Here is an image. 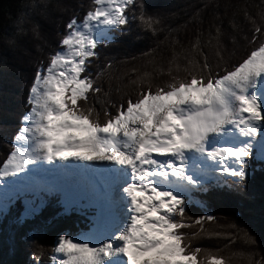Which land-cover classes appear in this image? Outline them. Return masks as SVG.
I'll return each instance as SVG.
<instances>
[{"label":"snow or ice","instance_id":"snow-or-ice-1","mask_svg":"<svg viewBox=\"0 0 264 264\" xmlns=\"http://www.w3.org/2000/svg\"><path fill=\"white\" fill-rule=\"evenodd\" d=\"M92 3L82 20L68 22L59 50L37 69L0 182L27 175L40 162L100 165L83 170L97 179L81 198L102 203L108 215L89 233L60 235L59 264H228L217 253L201 258L203 250L185 243L180 229L191 227L183 221L186 194L203 189L212 173L247 178L252 141L264 126V42L222 74L212 73L205 58L200 73L173 76L154 92L149 85L115 115L105 111L102 122L88 105L89 94L101 91L88 64L105 30L128 23L134 0ZM146 23L151 27L150 18Z\"/></svg>","mask_w":264,"mask_h":264},{"label":"trees","instance_id":"trees-1","mask_svg":"<svg viewBox=\"0 0 264 264\" xmlns=\"http://www.w3.org/2000/svg\"><path fill=\"white\" fill-rule=\"evenodd\" d=\"M92 7V0H0V165L29 111L37 69L59 50L68 22L82 20ZM126 16L128 23L100 43L88 64L87 74L101 88L89 94L88 105L102 122L105 111L115 115L149 85L154 92L173 76L200 73L205 58L212 73L222 74L264 42V32L255 33L264 29V0H134ZM190 197H200L203 206L186 205L183 221L191 227L180 231L185 243L203 250L201 258L211 252L228 264H264V161L247 169L245 180L210 182ZM28 212L17 202L0 214V264H50L58 237L89 225L78 211L65 213L56 198Z\"/></svg>","mask_w":264,"mask_h":264},{"label":"rangeland","instance_id":"rangeland-1","mask_svg":"<svg viewBox=\"0 0 264 264\" xmlns=\"http://www.w3.org/2000/svg\"><path fill=\"white\" fill-rule=\"evenodd\" d=\"M36 16H39V14H37ZM113 28H115V27H113ZM113 28H111V29H113ZM108 30H110V29H106L105 32ZM110 39H111V34L109 31L106 33V38L103 41L110 40ZM238 139L247 140L250 138L239 137ZM252 144H253V147H258L261 151L260 154H257V157L264 159V135L262 133L257 135L256 138L252 141ZM256 159H257L256 153H251V155L247 158V169H249L256 162ZM59 163L62 165H65L64 164L65 162L60 161ZM84 163L88 164L86 166H90V164L94 165V163H92V162H83V164ZM66 164H68V163H66ZM36 172H38V170ZM63 172H65V169ZM66 173H67V175H65V180L67 179L71 183V186L73 187V191H72L73 193L72 194H69L66 192V191L70 192L71 188L70 189L64 188V186H63L64 185V178L63 177H58V178H56V180H53V182H51V183H53V184H51V186H49L48 181L39 180V178H37L35 176L29 177L28 181L26 182L27 185H23L21 187H18V188H20L19 191H17V189H13L10 191V193H8L2 197L0 196V210L3 207H9L10 203L9 202L7 203V200H9L10 197H18V196H16L17 193H19V195H21V194L22 195L23 194L24 195H32V193H33L34 195H36V197H43V196H40L41 191L50 193L52 196H55L56 194L61 193L62 203L67 209L86 207V205L82 204V201L84 202L85 199L81 198V193H82L83 189L88 186V184L86 185L83 182L82 183L83 187L78 186V178L76 177V175L72 176L67 171H66ZM230 177H233V176L228 175V174L213 175L212 180L220 182V181H224ZM3 183H5V185H7V187L9 189L12 187V186H10V184L7 181L0 182V187L3 186L2 185ZM38 184L43 185L45 188L49 187L50 190L47 191L42 186H40ZM14 185H16V184H14ZM44 192H42V193H44ZM91 205H93V203H91ZM60 257H61V254H58V258H57V261L55 262V264H59V258Z\"/></svg>","mask_w":264,"mask_h":264},{"label":"bare ground","instance_id":"bare-ground-1","mask_svg":"<svg viewBox=\"0 0 264 264\" xmlns=\"http://www.w3.org/2000/svg\"><path fill=\"white\" fill-rule=\"evenodd\" d=\"M160 159H163V158H160ZM59 162L60 161H56L54 164H48L47 162H40L37 165L30 166V172L28 173V174H30V176H27L28 174L27 175L21 174L17 178H10L7 182L12 187L9 189L7 187V185H5V183H3L2 184L3 186L0 187V196L2 197L4 195L10 193L11 190L17 189L18 187H21V186H19L21 183V181L19 179L29 178L32 176L31 174H34V173L38 174L40 176L39 180H45L48 182L51 180L52 181L56 180V178H58V177H62V174L67 175V173H66L67 170L65 168V165H62ZM67 163H68L67 165L71 164L70 166H75V168H74L75 171H76V167H79L80 165H84V166L88 165L86 163L83 164V162H80V161H69ZM64 169H65V172H63ZM37 170H38V172H36ZM69 174L72 176L76 175V173H69ZM213 174H216V172H214ZM213 174H211V175H213ZM14 184H16V185H14Z\"/></svg>","mask_w":264,"mask_h":264}]
</instances>
